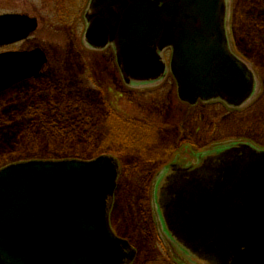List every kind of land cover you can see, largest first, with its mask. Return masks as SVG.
<instances>
[{
    "label": "water",
    "instance_id": "95a60500",
    "mask_svg": "<svg viewBox=\"0 0 264 264\" xmlns=\"http://www.w3.org/2000/svg\"><path fill=\"white\" fill-rule=\"evenodd\" d=\"M227 0H91L86 43H112L126 83L165 78L190 105L240 107L257 85L226 33ZM36 19L0 15V45L26 38ZM44 52L0 54V92L38 75ZM119 161L31 160L0 169V264H130L135 250L109 222ZM163 231L199 264H264V150L235 144L197 165L174 164L154 187Z\"/></svg>",
    "mask_w": 264,
    "mask_h": 264
},
{
    "label": "rangeland",
    "instance_id": "374dc122",
    "mask_svg": "<svg viewBox=\"0 0 264 264\" xmlns=\"http://www.w3.org/2000/svg\"><path fill=\"white\" fill-rule=\"evenodd\" d=\"M87 1L76 0L73 7L64 9L59 0H0V13L19 12L38 19L35 33L21 44L3 50L41 48L48 57L40 79L24 81L0 95V168L18 161L70 159L58 158L57 153L88 157L112 154L120 160L122 169L113 198L111 224L119 236L127 238L137 249L133 264H197L191 263L169 242L158 223L153 201L155 163L159 159L165 162L182 151L180 144L172 152L158 157L151 155L157 149V142L165 141L164 135L157 136L153 125L171 130L169 138L186 137L192 142L193 151H199V145L194 147V144L201 140L209 147L231 140H247L253 147L264 150V0H229L226 9L225 25L231 49L251 65L257 78L255 94L239 109L228 108L219 101L194 107L183 104L177 97L170 70L160 84L139 88L123 85L113 49L107 47L94 52L82 43V17ZM251 17L256 20V26L262 24L261 38L256 37L258 27L253 29L242 24ZM170 56V52L162 55L167 69ZM48 79L54 83L59 79L62 84L57 89L61 92L59 97L53 95L59 103L74 94L68 100L83 110L80 124L86 122L88 128L93 126L85 136L87 143L69 137L77 129L76 124L65 131L63 125L62 130L54 125L49 127L51 121L45 123L37 115L26 117L30 100L46 96L41 87ZM95 80L104 89L96 87ZM66 87L72 91H65ZM45 113L49 118L61 117L66 122L62 115H52L49 110ZM121 117L152 127H145L149 129L142 134L134 131L135 135L126 136Z\"/></svg>",
    "mask_w": 264,
    "mask_h": 264
},
{
    "label": "flooded vegetation",
    "instance_id": "af4514ba",
    "mask_svg": "<svg viewBox=\"0 0 264 264\" xmlns=\"http://www.w3.org/2000/svg\"><path fill=\"white\" fill-rule=\"evenodd\" d=\"M75 1L76 0H59V2H60V4H61V6H62V8H64V9H68L67 7H73V5H74V3H75ZM90 1L91 0H88L87 1V5L85 6L86 8H85V11H84V13H83V23H84V27H83V37H82V43L86 46V48L87 49H89L90 51H96L97 52V50L96 49H93V48H91L90 46H88L87 44H86V42H85V40H84V33H85V30H86V28H87V21H86V18H85V14H86V12H87V10H88V6H89V3H90ZM79 4H81V3H79ZM67 6V7H66ZM9 13H11V12H9ZM0 14H2V13H0ZM11 14H23V13H19V12H12ZM23 15H27V14H23ZM27 16H29V15H27ZM29 17H31V18H35L36 19V21H37V24H38V19L36 18V17H33V16H29ZM38 28V27H37ZM35 33V32H34ZM33 34V33H32ZM31 34V35H32ZM30 35V36H31ZM29 36V37H30ZM29 37H27L26 39H23V40H20V41H18V42H14V43H8V44H5V45H0V54L1 53H4V52H16V51H18V52H30V51H32V50H34V49H40V50H42L43 52H44V54H45V56H46V61H45V63L42 65V67L40 68V70H39V72H38V75H36V76H31V77H29V78H26V79H23V80H21V81H19V82H16V83H14L12 86H10L9 88H7V89H4L3 91H1L0 92V95L2 94V93H5L6 91H8L9 89H11V88H13L15 85H17V84H20V83H22V82H24V81H28V80H31V79H40L42 76H43V74H44V71H43V69H44V67L47 65V63H48V57H47V54L45 53V51L43 50V49H41V48H31V49H24V48H20V49H5V50H3L4 48H7V47H9V46H13V45H17V44H21L23 41H25V40H27ZM231 46V45H230ZM107 47H111L112 49H113V52H114V58H115V49H114V45L113 44H109ZM165 52H170V49H166L165 50ZM237 55V54H236ZM116 60V59H115ZM117 69H118V66H117ZM118 72H119V81L120 82H122L123 83V85H125L126 87H129V88H139V87H144V86H146V85H155V84H160V83H162L164 80H165V78L164 79H162L161 81H158V82H149V83H126V81L124 80V75L122 74V72L118 69ZM168 72H169V70L167 71V75H168ZM106 74V73H105ZM91 77H93V76H91ZM94 84H95V86L96 87H98V88H100V89H104V86H103V84H101V83H99V82H97L96 80L94 81ZM102 95V97H101V99L102 100H105L104 99V94H101ZM211 101H219V102H222L226 107H228V108H232V109H239V108H242V107H244L246 104H244V105H242V106H240V107H234V106H230V105H228L227 103H225L224 101H222V100H219V99H212V100H210V101H198L196 104H194V105H190V104H188V103H184V102H182V101H180V102H182L183 104H186V105H188V106H190V107H194V106H198L199 104H207L208 102H211ZM121 123H123L122 124V126H123V128H124V130H127L126 132V136H128L129 134L130 135H135L134 134V131L137 133V134H142V132L144 133V131L145 130H147V129H149V128H145V127H152V126H150V125H145L144 123H140V124H135V123H132V122H129L128 120H127V118H122L121 117ZM153 128L156 130V133H157V136H159V134H161V136L162 135H164L163 137H164V140L165 141H163V142H157V149L156 150H153V151H151V155H153L154 157H158V155H164V154H166V153H168V152H172V151H174V150H177L178 149V147H180V144H181V147H180V149H181V151H182V153L181 154H179V153H176V154H174V156H172L169 160H167V161H165V162H160V159H159V161L158 162H156L155 163V170H154V172L156 173V177H155V182H154V185H156L157 184V182H158V179L161 177V175H162V173H163V171H165L168 167H169V165H174V164H179V165H183L184 167H187V166H191V165H197L198 163H199V161L204 157V156H206V155H208V154H211V153H214V152H218V151H221V150H223V149H225V148H227V147H229V146H232V145H235V144H249V145H251V144H253L251 141H247V140H231V141H228L227 143L226 142H223V143H218V144H214L213 146H211V147H209V146H207V144H206V141H204V140H201L200 142H197V144H194V147L195 146H197L198 147V145H199V151H193V149H192V147H191V141H187L188 139L186 138V137H184V136H180V137H178V138H176V137H174L173 139L172 138H169L168 136H171V133L172 132H170L171 130H169V129H159L158 127H156V126H154L153 125ZM137 137H139V136H137ZM172 139V140H171ZM187 139V140H186ZM160 141H161V139H160ZM195 143V142H194ZM161 144V145H160ZM178 146V147H177ZM184 146V147H183ZM176 147H177V149H176ZM260 150H263V149H260ZM148 150H145L144 152H147ZM107 154H109V153H107ZM155 154H156V156H155ZM155 159V158H154ZM154 163V162H153ZM155 212H156V216L158 215V212H157V209H156V207H155ZM157 219H158V223H159V225H160V220H159V216H157ZM109 222H110V224H111V210H110V215H109ZM111 226H112V224H111ZM160 227H161V225H160ZM113 228V227H112ZM162 231V233H164V231L163 230H161ZM164 235H165V233H164ZM165 237L167 238V236L165 235ZM168 239V238H167ZM132 246H133V244H132V242L130 243ZM134 247V246H133ZM134 249H135V247H134ZM181 250V249H180ZM182 251V250H181Z\"/></svg>",
    "mask_w": 264,
    "mask_h": 264
},
{
    "label": "trees",
    "instance_id": "16d2710c",
    "mask_svg": "<svg viewBox=\"0 0 264 264\" xmlns=\"http://www.w3.org/2000/svg\"><path fill=\"white\" fill-rule=\"evenodd\" d=\"M246 11H247V13H249L248 10H246ZM242 17H245V16H242ZM242 24H246L248 26H251L253 29H257V27H258V32H257L256 37L261 38L259 33L262 30V24H260V26L259 25L256 26V20L253 17H251L250 19H247L246 22H242ZM262 48L264 50V45ZM55 81H56V83L53 82V79H48L43 83V85L41 87V92L43 94H45L46 96L44 98L40 97V99L36 100V101H34L35 98H33V100L32 99L30 100L32 103L38 102L40 100H42V101L40 102L41 104L34 103L36 106L32 105V103H31L30 106L25 110L26 117H31V116L37 115V116H39V119L44 121L45 123L47 121H51L49 123V127H52L54 125V127L56 129L60 130L62 125H63V128L65 131L70 130L69 126L74 127L76 124L77 129H73L72 132H70L71 134L69 135V137L71 139H75V140L81 139L78 142H86L87 143L88 140H87V138H85V136L88 135V132L91 131L93 126L88 128V125L86 126V124H85L86 122L85 123L81 122V124H80L79 120H81V116L83 117V110L81 111L79 109V107L75 106L76 103H72L68 100V98H70L72 95H74L73 93L69 94L65 98V100L62 98L63 101L61 103H59V99L54 100V98H53L54 94H56L55 98L59 97V95L61 94V92L57 89H58V87H60V85H62L60 83L59 79H55ZM68 87L65 88V91H69V93H70V91H72V90H71V88L69 89ZM36 94L37 93L34 91L33 95L35 96ZM38 95L40 96L39 93H38ZM66 99H67V101H66ZM46 110H49L50 112H52L53 113L52 115H54V113L55 114L57 113V115L59 114V115L64 116L65 117L64 119L66 120V122H62L61 117L57 118V119H53L51 117L49 118L47 113H45ZM67 117H70V118H67ZM90 117L92 118L93 116L91 115ZM80 128H81V131L79 130ZM96 129H97V127H96ZM74 142H76V141H74ZM57 155H59V156H57ZM55 156L58 158L69 157V158H79V159H90V158L94 157V155L91 157L90 156L88 157V156H82V155H78V154H70L69 155L68 153H62V154L57 153V154H55Z\"/></svg>",
    "mask_w": 264,
    "mask_h": 264
}]
</instances>
